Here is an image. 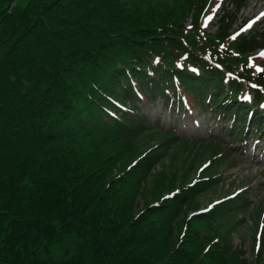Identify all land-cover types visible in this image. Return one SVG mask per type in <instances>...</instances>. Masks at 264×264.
Masks as SVG:
<instances>
[{
  "label": "trees",
  "instance_id": "16d2710c",
  "mask_svg": "<svg viewBox=\"0 0 264 264\" xmlns=\"http://www.w3.org/2000/svg\"><path fill=\"white\" fill-rule=\"evenodd\" d=\"M13 1L0 0V264H251L229 238L232 229H221L228 221H219L244 205L242 195L176 223L223 171L195 183L180 171L179 186L165 180V193L145 182L170 140L208 144L212 165H229V145L148 126L139 107L159 98L196 107L224 124L235 119L232 141L264 139V57L260 71L249 59L264 47V33L230 36L246 0H231L236 11L215 33L203 27L209 1L19 0L7 14ZM245 92L254 95L249 126ZM154 131L172 137L133 157L139 138ZM118 188L130 205L148 200L149 188L155 199L122 217ZM257 217L254 264H264V204ZM66 238L72 249L58 260Z\"/></svg>",
  "mask_w": 264,
  "mask_h": 264
},
{
  "label": "rangeland",
  "instance_id": "374dc122",
  "mask_svg": "<svg viewBox=\"0 0 264 264\" xmlns=\"http://www.w3.org/2000/svg\"><path fill=\"white\" fill-rule=\"evenodd\" d=\"M207 1L208 0H205L203 2V0H199L200 4L201 2L202 4L207 3ZM226 2H224V4ZM224 4L221 2V4L215 8V11H213L212 16L207 17V19L211 18V26L212 20L218 9ZM242 4L243 5L238 9L239 11L232 17L234 21L233 30H237L243 22L250 21L252 25L256 24L252 27L249 34L244 35L259 37L260 34L264 33V0H246L245 3L242 2ZM224 7H226V11L222 10V12L234 14L236 11L235 4L232 5L230 2H227ZM193 11H195V9H193ZM211 12L212 11H210V13ZM193 14L194 13H191V16L187 18L189 19L188 22L192 19ZM209 29L211 32L215 30L212 27H209ZM254 62L257 64L259 61ZM249 99L250 102L252 96H249ZM140 106L143 107L142 113H144L146 121L150 123L147 124L148 126H159L164 131H172L184 140H219L223 141L225 146L229 145L234 153L229 156L231 158L229 160V165H209V162H212L213 158L210 156V153L205 150L208 144H201L197 141H176L175 144L174 141L170 140L157 149V151L160 152L158 156H160L162 160L153 168L152 173L148 176L149 178L147 177L148 179L145 182L150 187L156 183L154 187L164 190L163 183L165 180L170 182L173 178L176 185L181 182V178H175L180 171L184 172L183 177L181 174L180 176L184 178L187 183H193L199 178H215L223 171V176L219 178V181L216 183L211 182L209 186L202 187L200 194L196 196L197 198L194 200L192 206H189L188 202L182 208V212L176 218V223L185 220L190 211H197V214L208 212L215 204L225 201L227 196L230 195L232 197L233 194L242 195V199L238 202H242L244 205L239 206V209L234 212L221 215L219 221H228V224L221 229L227 227L232 229V234L229 235V238L232 239L234 247L240 252H243V257L248 263L254 264V233L258 212L264 204V139L260 140L259 135L256 138L255 135H253L251 136V140L248 138L247 143L240 141L231 143L229 130L232 127V123L225 125L221 119L213 116V112L205 113L199 111L196 107L188 109L187 112H177L171 106H164L162 99L153 105H144L140 102ZM261 109L262 108H260V110ZM244 129L246 130V127H244ZM171 137L172 136L168 133L165 132L163 134L159 131H154L152 134H144L142 138H139L137 144L132 147L130 154H132L133 157L141 153L143 154L146 152V149L148 151V149L152 147L159 146L160 143L167 141ZM209 150L212 154H216L219 149L213 145ZM220 158L221 153L218 152L216 161L218 162ZM131 159L132 157L129 158V161ZM137 176L143 179L142 172L138 173ZM131 181L134 180H130V182ZM169 185L166 190H164V193L168 191ZM177 186H179V184ZM153 188L148 189L147 198L149 201L155 199L154 196L150 195ZM140 192L142 193V188ZM170 195L172 194L167 196ZM239 196L234 200L239 199ZM116 199L122 206V217H129L139 213L146 208L149 203L146 199V195H144L143 199H137L133 205L126 203L125 191H122L120 188H118ZM231 200L234 202L233 199ZM231 200H227V202ZM233 202H229L227 205L235 204ZM205 228L206 227L196 228L195 231L204 234ZM72 240L73 239L66 238L64 243H62V247L54 251V257L56 259L61 260L64 257V249H72Z\"/></svg>",
  "mask_w": 264,
  "mask_h": 264
},
{
  "label": "water",
  "instance_id": "95a60500",
  "mask_svg": "<svg viewBox=\"0 0 264 264\" xmlns=\"http://www.w3.org/2000/svg\"><path fill=\"white\" fill-rule=\"evenodd\" d=\"M18 1H19V0H15V1H14V3L12 4V8H14V7L16 6V4H17ZM11 11H12V10H10L9 13H11ZM9 13H8V14H9Z\"/></svg>",
  "mask_w": 264,
  "mask_h": 264
}]
</instances>
